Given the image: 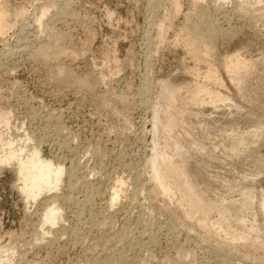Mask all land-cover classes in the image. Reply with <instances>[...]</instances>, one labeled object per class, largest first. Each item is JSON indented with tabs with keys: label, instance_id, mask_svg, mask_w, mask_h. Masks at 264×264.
<instances>
[{
	"label": "rangeland",
	"instance_id": "374dc122",
	"mask_svg": "<svg viewBox=\"0 0 264 264\" xmlns=\"http://www.w3.org/2000/svg\"><path fill=\"white\" fill-rule=\"evenodd\" d=\"M2 1L11 16L21 8L24 15L10 17L0 36V155L8 149L2 140L11 138L26 145L25 151L40 147L66 173L56 193L63 220L42 235V214L55 192L37 202L24 200L11 165L0 163V264H264V250L224 244L197 221L185 220L174 200L158 194L149 169L153 148L166 141L153 132V115L164 111L166 89L181 92L176 105L185 114L177 117L175 136L191 129L189 137H196L199 118L186 115L192 111L202 112L207 122L233 117V110L219 103L187 105L192 81L205 83L206 66L176 41L181 28H190L202 14L205 25L218 33L219 58L238 51L264 60V0H202L196 7L193 0H177L176 14L173 0ZM47 45L53 46L48 57L39 54ZM60 70L90 75L96 87L88 92L66 86L56 77ZM218 76L222 87H210L239 106L226 74ZM258 153L264 156L263 144ZM213 165L214 172L225 170L224 160ZM117 184L123 187L111 204ZM241 184L264 190V174ZM234 193L227 198L237 199ZM208 218L221 220L217 212ZM253 220L258 231H244L257 243L264 220L259 212ZM220 223L238 228L224 219ZM181 252L188 256L180 260Z\"/></svg>",
	"mask_w": 264,
	"mask_h": 264
},
{
	"label": "bare ground",
	"instance_id": "6f19581e",
	"mask_svg": "<svg viewBox=\"0 0 264 264\" xmlns=\"http://www.w3.org/2000/svg\"><path fill=\"white\" fill-rule=\"evenodd\" d=\"M201 1L193 0L194 7L198 6ZM224 1L222 0L223 3ZM2 4L3 1L0 0V36L4 34L6 28L10 27V17H14L16 20L24 15V9L21 8L15 9L11 16L10 11ZM172 5L173 14H176L179 10L178 1L173 0ZM200 15H198L200 18L196 23H193V26L181 28V32L176 36V41L184 43V48L192 59L196 63L206 66V71L203 74L205 83L192 81L193 85L191 86L193 88H187L189 97L184 100L189 101L188 106L194 105V107L219 103L222 107L233 110L230 114V117H233L229 118V121L218 118L207 122L202 117V112L193 113L194 111H192L186 115L188 117L194 115L199 118L200 124L194 128V131H198H196V137H189L193 132L191 129L175 136L174 132L178 128L177 117L185 114L176 105V101L181 98V92L179 93L178 89H166L164 111L160 113L159 110H156L153 115V132L164 134L166 141L162 147L155 145L152 150L149 159L150 180L153 181V186L160 196L164 199L174 200L178 208L183 210L185 220L197 221V225L207 234L220 236L221 241L227 245L242 242L249 243L255 249L264 250V236L259 237L258 242L254 243L253 238L249 236L252 233L244 231L248 227L258 231L253 220L255 213L259 212L264 220V190L244 187L241 184L248 179L256 180L264 174V156L261 157L258 153L260 145H264V111H262L264 110V60L247 59L238 51L219 58L215 51L218 33L216 34L214 28L213 30L212 27L205 25L207 16L204 20V15L203 17ZM44 16L45 10H41L40 17ZM165 20L167 21V18ZM38 23L39 28H41L42 21ZM164 26L165 21L161 22L158 27L159 30ZM52 35L54 36V34ZM44 47L42 50L40 49L41 51L39 50L41 52L39 54L48 57L53 46ZM44 56L43 58H45ZM219 71L226 74L230 84L234 87L233 95L240 100L239 106H234L231 97L223 96L221 92L219 93L210 87L222 85L218 76ZM56 77L66 86L71 88L77 86L82 91L89 90L88 92H91L90 89L94 83H92L90 75L77 77L69 70L58 71ZM233 106L234 108H231ZM2 118L3 115L0 113V119ZM196 124H198V120ZM167 138H169V142ZM2 141L5 142L4 144L8 149L1 152L0 163L11 165L17 181L21 183L19 190L24 195V200L37 202L43 195L55 192L52 196L50 195V201L47 200L49 202H47L42 214L41 229H39L42 231L40 234L48 235L53 227L62 222L64 217V211L58 204L61 198L56 193L63 183L66 170L53 158H46L40 147L34 146L25 151L26 145H15L14 139L8 138ZM168 146L169 151H166ZM174 157L179 160L177 163H175ZM220 160H224L225 170L217 173L214 172L216 168L212 171V168L215 167L213 162H220ZM75 183L77 184V182ZM117 185L119 186V184ZM121 186L116 189L113 188L111 197H109L111 204L118 201ZM231 192L238 194V198L235 200L228 199L227 194H231ZM68 198L70 197L68 196L67 200ZM66 203L69 205L70 200ZM66 208L68 209V206ZM213 212H217L221 220L230 221L238 228L231 230L229 223H226L227 225L221 224V220L209 221L208 217ZM247 223L250 225L247 226ZM44 226H48V231L43 229ZM62 231H64L63 228ZM220 248L224 250L223 246H219ZM184 253L181 252L180 256L178 255L180 260L188 256Z\"/></svg>",
	"mask_w": 264,
	"mask_h": 264
}]
</instances>
